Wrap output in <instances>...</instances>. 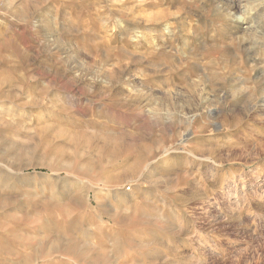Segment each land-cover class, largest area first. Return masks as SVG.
I'll return each mask as SVG.
<instances>
[{
	"label": "rangeland",
	"instance_id": "obj_1",
	"mask_svg": "<svg viewBox=\"0 0 264 264\" xmlns=\"http://www.w3.org/2000/svg\"><path fill=\"white\" fill-rule=\"evenodd\" d=\"M0 79V264H264V0H0Z\"/></svg>",
	"mask_w": 264,
	"mask_h": 264
},
{
	"label": "bare ground",
	"instance_id": "obj_2",
	"mask_svg": "<svg viewBox=\"0 0 264 264\" xmlns=\"http://www.w3.org/2000/svg\"><path fill=\"white\" fill-rule=\"evenodd\" d=\"M10 83V81H8L7 79H0V109L3 107V108H9V107H7L8 105H6V99H11L13 96L12 95H10L8 92H5V90H3L2 89V87L4 86V85H6V84H9ZM21 86V85H20ZM12 96V97H11ZM13 99H15V98H13ZM12 99V100H13ZM10 101V100H9ZM263 101H264V98H263ZM9 103V102H8ZM261 106L262 107H264V102H263V104H261ZM12 109V108H11ZM2 111H6V109L4 110H0V112H2ZM1 116V115H0ZM188 135H189V133L188 132H186L185 133V135H184V137H183V140L184 139H186L187 137H188ZM22 252V251H21ZM12 254V253H11ZM26 258V257H25ZM24 258V259H25ZM22 261H20L19 262V264H25V262L23 261V258L21 259ZM37 261V260H36Z\"/></svg>",
	"mask_w": 264,
	"mask_h": 264
}]
</instances>
